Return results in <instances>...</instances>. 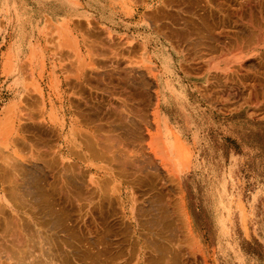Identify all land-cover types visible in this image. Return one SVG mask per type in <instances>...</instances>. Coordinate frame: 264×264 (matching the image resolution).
Segmentation results:
<instances>
[{"label":"crops","instance_id":"0c3cea01","mask_svg":"<svg viewBox=\"0 0 264 264\" xmlns=\"http://www.w3.org/2000/svg\"><path fill=\"white\" fill-rule=\"evenodd\" d=\"M23 1L31 4L27 8L37 9L42 18L26 25L24 30L28 35L21 41L17 38V20L14 25L9 23V17L18 16L19 12L9 6L8 0H0V127L7 111L20 110V102L30 95L31 87L40 90L37 95L40 102L32 103V107L29 105L30 111L61 113L87 110L84 100L88 106V71L86 69L76 79L71 73H75L79 64H88L85 50L88 42L95 38L102 40L103 44L95 40L99 43H96L99 67L104 64V60L101 62L105 41L102 35L110 32L124 41H132L134 53L138 45L142 59L156 67V104L153 111L158 112L161 157L157 168L152 167L151 157L146 160L144 168H136V161L131 165L133 162L129 159V166L119 169L128 174L137 170L176 171L194 232L193 239L198 248L202 246L209 251L213 264H264V103L249 105L250 11L246 5H239L245 0ZM19 2L17 0V6L21 5L23 15V5ZM189 17L196 21L192 28L184 23ZM12 26L13 37L10 36ZM44 31L49 35V55L47 60L39 61L37 54L43 49L40 33ZM203 33H207V42H202ZM190 37L194 45L198 43L192 52L186 44ZM68 40L77 41L79 51L66 49ZM158 49L161 56L166 57V64L155 55ZM202 53L208 58L202 60ZM260 54L254 56L257 68L264 65V54ZM41 64L48 67L42 69ZM63 64L71 65L67 74L72 78L68 82L66 70H62ZM6 65H12L10 71ZM169 66L171 71L164 77L165 82L159 83L160 76L168 71ZM41 69L44 71L42 75ZM102 74L100 72L105 83ZM99 76L97 90H104L105 84ZM168 78L181 81L182 84L178 83L176 87L177 91H183L181 103L169 105L165 102ZM129 92L133 99L129 97V106H133V112H136V87L130 88ZM84 95L88 97L84 98ZM126 95L125 92L121 94L125 100ZM190 101L194 103L195 115L187 108ZM128 110L131 111L130 108ZM63 121L64 125L57 123L56 119L53 121V118L35 120L34 139L46 143L42 140L46 138V144H54L56 148L55 136L42 137L41 130H35L39 126L50 130L65 127L67 119ZM58 143H64L63 137ZM128 145L129 151H136L135 139L132 141L129 137ZM65 155L67 158L70 156L67 152ZM81 163L83 165L84 162ZM55 165L15 169L1 167L0 201L16 202L20 218L21 215L25 218L24 209L29 204L33 205L36 207L34 213L40 217L41 230L49 239L52 236L62 240L66 237L64 228L67 229L72 221V216L69 217L73 205L72 171L97 170L82 165L75 167L76 170L71 164ZM221 191L225 207L218 205V192ZM234 208H241L240 221L232 213ZM52 251L57 254L54 248Z\"/></svg>","mask_w":264,"mask_h":264},{"label":"rangeland","instance_id":"374dc122","mask_svg":"<svg viewBox=\"0 0 264 264\" xmlns=\"http://www.w3.org/2000/svg\"><path fill=\"white\" fill-rule=\"evenodd\" d=\"M246 1L242 2V3H244V6L246 3V7H249V11H250L249 12V20H248V26H249V31H250V39H249L250 63H249V78H248L249 97H248V99H249V105L252 107V105H258V104L262 105L264 103V65H263V67L260 66L257 68L256 65L254 64V58H256L254 56H256L258 53L259 54L261 53L260 55L264 54V0H260V1L259 0H249L248 4L249 3H251V4H249L248 6H247ZM239 5L242 6L241 3ZM38 12L39 11L37 9H35L34 11H31V12H27V13H25V15L23 14L21 16V19H20V17L17 18L16 16H13V17L10 16L9 17L10 25H14L16 22L15 19L17 20V24H18L17 25V27H18L17 38L19 40L22 41L28 35L27 31L24 30V29H26V25L28 23L34 24L36 21H38L39 19L42 18V17H40L41 15L37 14ZM187 20L194 21V19L189 17V18H186L184 20V23L186 24V26H188V28H192L193 26H189L188 23H186ZM195 22L196 21H194V24H195ZM20 25H21V27H20ZM11 29L13 30L14 27L12 26ZM14 34H15V32L13 30L10 33V36L13 37ZM191 34L192 33H189V35H191ZM40 35H41L40 36V40H41L40 43L42 44L43 49L40 51V53L37 54L38 56H40V57H37L39 59V61L43 60V59L47 60L48 55H49V53H48V47H49L48 31H44V32L40 33ZM105 38L107 40L104 41V45H106V46H104V58L101 57V62L104 60L105 66L103 64H101V66L103 65L104 68H106V69H103L100 66L98 67V64H97L98 56H97V51H96V43L89 41L92 45L89 44V42H88V47H87V49H85L86 53L88 55L87 56L88 64H83V65L79 64L78 69H75V73H71V74L75 78L77 76L80 77L82 72H84L87 69V71L89 73L88 74L89 80H93L94 76H95V83H97V78H96L97 73L100 71L102 74V72L107 71L105 73L109 72L110 77H109V79L105 78V82H106L105 84L106 85L113 82L114 79L115 80L116 79H118V80L122 79V82H123L126 75H128V77H129V89L130 88L133 89L134 87H136V89H137V102H136V104H137V110L138 111H136V112L130 111L132 113V115H131V113H129V111H128V108H129L128 102L129 101L125 100L122 96L117 95L118 91H122V90L124 91L125 90V88L122 89L124 87V85L122 86V88H117V89L114 88L116 90L112 89L111 84H109L110 87H109V85H107V86L104 85V88L107 92H105V90H104V96H103L102 95L103 90L101 89L102 90L101 91L102 96L99 95L100 96L99 97L97 95V92H98L97 86H96V90L94 88L95 86H93V85H95L94 81L89 83L88 90L90 91V94L93 95L94 101L97 100V99H95V97L96 98L99 97V99L101 101L100 103H103L102 102V100H103L104 104L102 106H104V108L106 109L105 110L106 112H108L107 109H110L113 106L121 108L123 112L120 109L118 111L120 113L117 115L115 114V116H118V115L120 117L122 116V119H123V117L125 115V119H123V120H126L124 122L122 119L118 118L119 116L117 117V119L122 121V124H123L122 125L121 121L119 122V120L115 119V121L117 120L115 122L116 124H115V126L112 127L114 130H116L115 134L117 137L115 139L113 138L111 141L107 140L108 142H105V144H104V141L101 140L102 138L100 139V141L103 142L101 144H100L99 139H98L99 143H97V147H96L97 149L95 150V153L98 150L97 153L100 156L97 153H96V155H98L99 158L97 156H96V158L95 157L92 158V157H90L91 155L88 156V154H86L85 151L82 152V148H81V144H80L81 141L79 139L80 134L81 133L86 134V131L90 132L91 130H93V128L92 127H90V129L82 128L79 125L80 120L78 118L80 117L81 112H79V111H67V112H61V113L60 112H57V113L46 112L45 113L44 111H30V110H28V108L32 107L31 106L32 103L40 102V101H38V96H37L38 92L40 90L33 89L32 87L29 90L30 95H26L25 98L20 102V105H19L20 110H18V111H7L3 117L4 124L2 127H0V168L4 167V168H8V169H15V168H21L23 166L52 167V166H54V163L61 166V167L68 166L71 164L72 167L75 168V167H79L82 165L81 161L78 158H75V156H76L75 152L76 151H78V153H80V155H78V153H77L78 157L81 155H82V157H86V158H87V156L90 157V158H88L89 165L84 162L82 166L89 167V168L97 170V171H72L73 172V180L75 181V183L72 184V202H73L72 219L74 218L72 220V225H73L74 230L77 232V237L79 236V238H81V239L78 238L79 240L77 242L75 240V244L77 246L76 247L77 250H75V251L77 254H80L82 251H85L84 248L86 247V245H84V244L86 243V240H89V242L91 243V240L95 239L96 235H97V237L102 236V234L100 235L99 233L104 232L103 227L107 223L109 225H112V223H110V222H111V220L113 221V219L115 217L114 216L113 219H111L112 216L109 214H112V213H110V211L112 209L106 208L105 211L107 209H109V210H107L109 217L106 216L107 212H105L106 213L105 216H106V218H108L107 220L105 218L107 223L105 222V224H102L103 226L102 225L98 226L99 223L97 221H98V219L100 220V217L95 212L96 210H94L95 213H93V214H92V212H91V214L90 213L87 214L88 211L86 212L87 208H85V206H86L85 204L89 203L90 201H92V203H94L98 200V199H96L97 196L94 197L95 200L94 199L90 200L91 197H90V194H88L89 192H87V190L89 189V191H90L91 186H92V188L94 189L93 193H95V195H97L98 193H102V191H103L102 188H104V187L106 188V186H104L105 183L103 182L104 181L103 179L108 178L109 176L108 175L105 176L102 173V171H106L105 168L109 169V171H112V170L116 171V169H119L121 167L126 168L127 166H129V164H128L129 159H130L131 163L133 162L132 163L133 165H134V162L136 161V164L134 166H136L138 168L144 167L145 161L148 160V158L150 159L151 157H153L152 161L154 162V163L152 162V167L155 168V166H157V163L160 161V157H161L162 140H161L160 129L158 128V123H159L158 112L155 110L153 111V108H155V104H156V97H155L156 67L152 66L148 61H144L142 59L141 50H140L138 45H137V49H136V54L133 53L135 48H133V45H132L133 42L132 41L131 42H129L128 40L124 41L123 39L116 36L115 33H110V32L105 33ZM203 41H206V42L208 41L207 33H203L202 42ZM186 42H188L186 44H189L188 50L191 52L193 51L194 47L198 46V43H196L194 45V40L192 37H190L189 40ZM93 45H95V46L93 47ZM203 45H204V43H202V46ZM107 47H108V49H107ZM77 48H78V42L77 41L68 40L66 49H68L71 52H74V50L79 51ZM110 49H111V51H110ZM88 50H90L92 55L90 52H87ZM105 50H107V51H105ZM106 52H108V53H106ZM157 52H159L158 55H160V57L165 61V62H163V64H166V60H167L166 57L161 56L159 49L155 50V55H157ZM108 54H109V56H108ZM54 57H55V55L53 54V58ZM111 57H113V58H111ZM201 58L203 60V59L208 58V57L205 53H202ZM69 66H71V65H69V64L68 65H66V64L62 65V70H64V71L66 70L65 76L67 77L66 78L67 82L72 78V76L67 74V70L69 71V69H68ZM6 67H8V70L10 71L12 65H6ZM41 67H42V69H45L48 67V65L47 64L46 65L41 64ZM42 69H41V75L44 72ZM95 70L97 71V73ZM92 71H95V73L94 72L92 73ZM169 71H171V66H169L167 72H164L163 76H160V78L158 80L159 83L165 82L166 79H164V77H166V75H167V73H169ZM111 73H112V75H111ZM90 74H92L93 77L91 76V78H90ZM108 74H106V76H108ZM112 76H113V78H112ZM134 77H136L135 81H134ZM110 78H112L113 80L111 79V81H110ZM107 81H108V83H107ZM167 83H168V87L165 90V102L169 105H176L177 103H181L183 100V98H182L183 91H180V90L177 91V89H176L178 83H179V85L182 84L181 81L178 79H175V78H173V79L168 78ZM91 84H93V85L91 86ZM90 87H93L94 89L93 88L91 89ZM108 88H110L109 90L112 89V91H109ZM90 94H89L88 102L92 98ZM72 97L74 99L76 98L74 96H72ZM107 98H108V100H107ZM170 98H172L173 103L169 102ZM92 100H93V98L91 99V101ZM91 101L88 103L89 106H91L90 105L91 103L92 104L94 103V101H92V102ZM97 101H95V102H97ZM125 101H127V102H125ZM95 104H97V103H95ZM118 104L121 107L117 106ZM29 105H30V107H29ZM122 105L123 106L126 105L125 106L126 108L123 107ZM44 118H46L48 120H49V118H51V119L53 118V121L56 119V122L59 124H62V125H64V121H63L64 118L67 119L68 124L65 127L64 126L58 127L57 129H51V130L48 127H41V129H42L41 133L44 132V135L41 134L42 137L43 136L48 137L49 135H53V136L56 135V138H57L56 148H55L54 144H51V145L46 144V143H48L46 138H42V140L46 141V143L43 142L41 144H38V140L36 141V139H34V135H35L34 128L31 125L34 124V122H33L34 120H38V119L43 120ZM69 119H71L72 121ZM117 122H119V124H117ZM129 127H131V128H129ZM35 132H38V131L35 130ZM59 132H60V134H59ZM91 133H92V131H91ZM91 133L89 134L90 136H91ZM76 135H78V136H76ZM60 136H62L64 138L63 142H66L65 144L64 143H58L59 140L61 141ZM100 136L101 135H99V137ZM16 137H18V138H16ZM129 137L132 138V141H133V139H135L136 151H134L133 149L131 151H129V145L127 142ZM149 138L151 140H149ZM91 140H92V138H91ZM147 140H149V143H147ZM51 147H54V148H51ZM69 147L70 148L73 147L75 149L74 150L75 156H71V152H73V150H71V152H69L70 151ZM107 148L110 150H108ZM100 149L102 150V152L100 151ZM106 149L110 153L106 152L107 151ZM65 152H67L70 155L68 158L66 156H64ZM142 152H143V154H142ZM61 154H62V160L60 158ZM103 155L105 156L104 159L102 158ZM100 158H102V159H100ZM55 159H56V161H55ZM114 159H116V160H114ZM57 160H59L61 162H58ZM107 160L108 161L114 160V162H116V163L111 162V165H112L111 166L106 162ZM85 161H86V159H85ZM60 163H62V165ZM74 163H75V165H73ZM124 165H126V166H124ZM147 166H149V165H147ZM115 167H116V169H114ZM131 172H133L131 174H136V172H134V171H131ZM175 172L176 171H174V172L173 171H150V172L149 171H145V172L143 171V173L146 175L148 173L149 177L153 176L154 174H155L154 175L155 177L158 175L159 179H160V177L166 178L165 177L166 175H172L173 173H174V176L177 177V174ZM137 173H138L137 178L139 177L138 176L139 174H143L142 171H139V172L137 171ZM165 173H166V175H165ZM83 175H85V176H83ZM114 176H116V175H114ZM154 176L150 177V178L155 179ZM83 177H85L84 179H85V182L87 184L82 179ZM144 177H145V175L144 176L142 175L139 178H144ZM101 178H103L102 179L103 181L101 180ZM159 179L157 178L154 181L162 183V181H158ZM100 183H104V184L100 185ZM163 183H164V181H163ZM109 184H107V185H109V186H107L109 188H106V191H107L108 195L110 196V197L108 196V198L109 199L111 198L109 201L117 200V204H115V205H117V207L119 209H121V205H123V206L125 205V207H124L125 212H126L125 216L122 213L120 214V216H122L121 219H123V217L125 218L122 222L123 224L120 223V225H122L120 227V229L123 228V226L125 228L129 224L128 223V221H129L128 216L131 215L130 214L131 213L130 207H131V204L133 201L132 198L130 199L131 191H129V189H128L129 187H128L125 179L123 180L121 178L120 179L115 178L114 181H112ZM122 186H123V197H120L121 199H118L119 198V196H118L119 195V193H118L119 189L118 188L121 189ZM92 190H91V192H92ZM82 195H83V197H82ZM128 196H129V202L131 204L126 202L128 199ZM217 200H218V205H220V204H221V206L225 205L224 195H223L222 191L218 192ZM107 203L108 202L106 201V204ZM144 203H143L144 206H147V207L149 206V205H147L149 203H147V202H146L147 204L146 203L144 204ZM13 204H15V205H13ZM127 204H129L130 207H128ZM110 205H112V204H110ZM139 205H142V203H139V202L135 203V206H139ZM107 206H108V204H107ZM112 208H113V206H112ZM119 209L117 210L118 212H119ZM145 209L147 210L146 207H145ZM148 209H150V208H148ZM240 209L241 208H238V209L234 208L233 210L231 209L233 215L237 217L238 221H240V218H239L240 217L239 216L240 215ZM24 210L26 212L25 218H23L22 215L20 218V216H18L16 202H13V203L10 202L9 203L6 200L0 201V264H68L69 263L68 253L70 251H69L68 246H66V243H64V242L68 243L69 237H67V232L64 230V232H66L65 233L66 237L62 238V240L61 239H59V240L53 239L52 236H51V239H49L46 232H44V230H41L39 216L34 213L36 210V207L34 208L33 205L29 204L28 208L24 209ZM223 210L224 209H222V211ZM49 214L53 215L51 213H49ZM95 215H97L96 216L97 218H94ZM118 217L119 216H116L117 220H119ZM86 218L88 220L91 219V220H89V223L86 222L87 221ZM222 218L224 219V216ZM136 219H137V217H136ZM79 220H81V221H79ZM105 220H103V221H105ZM35 221L37 223H35ZM91 221L93 222L94 225L90 224V223H92ZM124 221L125 222L127 221L128 224L125 223L126 225H124ZM131 224L136 225L134 223H131ZM219 225H222V224L219 223ZM86 227H88L89 229L92 227L91 228L92 231H90V235L86 234V232H87ZM124 228L121 229L120 231L124 230ZM95 229H97L96 231L99 232L98 234L96 233ZM98 229L101 230V232ZM129 229L132 232L133 237L135 239L137 234H135L134 232L136 231V233H137L139 231V227L133 228L131 225V227ZM121 233H123V232H121ZM91 234H93V235H91ZM110 236L111 235L107 234L105 240H107V238H108L107 241L110 240L112 242L114 240V238L112 236L110 238ZM85 237H86V240L84 239ZM88 237H89V239H88ZM119 238H121V237H119ZM65 240H67V241H65ZM192 240H194V239H192ZM95 241H96V239L93 240V243H92V244H94L93 246H95V247H96V245H98V246L96 248H93V246H92L93 251H98L99 249H100V251L105 250L104 246H103V248L101 246H102V244L103 245L106 244L107 241L106 242L103 241V243L101 241L102 244L101 243L97 244ZM110 241L108 243H111ZM193 242H195V244H193V245H194V248L196 251V259L198 258L196 260L197 264H200V263L201 264H213V260H212L213 256L209 254V251L206 248H202V246H201V248H198L197 242L195 240ZM221 242H224V240H222ZM51 248L52 249L54 248V250H56V253H57L56 255L53 254V251ZM105 248H106V245H105ZM75 251H74V253H75ZM198 254H201V255H198ZM75 257L76 256H74L72 258L73 263L74 264H80V262H78V260H76L77 257L76 258ZM103 257H104V255L100 256L101 263L108 264L105 261V259L103 260Z\"/></svg>","mask_w":264,"mask_h":264},{"label":"bare ground","instance_id":"6f19581e","mask_svg":"<svg viewBox=\"0 0 264 264\" xmlns=\"http://www.w3.org/2000/svg\"><path fill=\"white\" fill-rule=\"evenodd\" d=\"M20 2V4H22L23 5V13H24V15H25V13H27V12H31V11H34V10H32V8L31 9H29V8H27V5L29 6L30 5V7H31V4L30 3H28L27 1H23V0H19ZM139 2H141V0H138ZM137 0L135 1V2H138ZM198 1V0H197ZM246 1V0H245ZM248 1L249 0H247L246 2H247V6L249 5V4H251V3H249L248 4ZM260 1V0H259ZM8 2L10 3V7H13L14 8V10L15 11H17V13H18V16H16L17 18H19L20 17V19H21V16H22V11H21V9H20V7H21V5H18L17 6V0H8ZM134 2V4H136ZM143 2V1H142ZM145 2V1H144ZM138 4V3H137ZM257 4V3H256ZM245 5H246V3H245ZM262 5V4H261ZM208 6V5H207ZM242 6H244V3L242 4ZM17 7H18V9H17ZM245 7V6H244ZM6 8V7H5ZM243 8V7H242ZM204 10H206V9H204ZM245 10H246V8H245ZM140 11H142V9H139V12ZM210 11V10H209ZM247 11H248V9H247ZM154 12V11H153ZM160 12V11H159ZM150 13V12H149ZM142 16H144V13H143V15ZM146 16H147V14H146ZM148 16H150L149 14H148ZM153 18V17H152ZM204 18V17H203ZM206 18V17H205ZM144 20V19H143ZM203 20V19H202ZM252 22V21H251ZM143 23H145V22H143ZM186 23H188V25L189 26H194V21H192V20H187L186 21ZM147 26V25H146ZM208 26V25H207ZM20 27H21V25H20ZM84 28V27H83ZM43 29V28H42ZM96 30H97V28H96ZM99 31V30H98ZM95 33V32H94ZM103 34V33H102ZM41 36V35H40ZM84 36V35H83ZM85 37V36H84ZM99 37V36H98ZM102 37L104 38L105 36H103L102 35ZM82 38V37H81ZM88 39V38H87ZM92 39V38H91ZM98 38H95V40H97ZM90 39H88V41H89ZM95 40L94 41H92V42H94L95 43ZM107 39L105 38V41H106ZM112 40V39H111ZM114 40V39H113ZM100 41H101V43H102V40L101 39H98V42L100 43ZM86 42H87V40H86ZM97 41H96V43H98ZM83 43H84V41H83ZM98 43V44H99ZM124 43V42H123ZM85 44V43H84ZM89 44H91L90 42H89ZM103 44V43H102ZM92 45V44H91ZM101 45V44H100ZM113 45V44H112ZM118 45V44H117ZM116 45V46H117ZM95 45H93V47H94ZM104 46H106V45H104ZM119 46V45H118ZM117 46V47H118ZM86 47V46H85ZM113 47V46H112ZM101 48V47H100ZM111 48V47H110ZM115 48V47H114ZM113 48V49H114ZM119 48V47H118ZM106 49V48H105ZM107 49H108V47H107ZM115 50V49H114ZM118 50V49H117ZM116 50V51H117ZM128 50V49H127ZM75 51V50H74ZM101 51V50H100ZM105 51H107V50H105ZM110 51H111V49H110ZM109 51V52H110ZM115 51V52H116ZM87 52H90V50H88ZM120 52V51H119ZM91 53V52H90ZM89 53V54H90ZM100 53V52H99ZM101 53H102V51H101ZM100 53V54H101ZM106 53H108V52H106ZM118 53V52H117ZM126 53V52H125ZM124 53V54H125ZM133 53H134V51H133ZM110 54V53H109ZM109 54H108V56H109ZM159 54V52H157V55ZM91 55H92V53H91ZM88 56V55H87ZM104 56V55H103ZM118 56V55H117ZM158 56H160V55H158ZM111 58H113V57H111ZM70 59V58H69ZM83 59V58H82ZM109 59V58H108ZM77 60V59H76ZM93 60V59H92ZM114 61V60H113ZM112 61V62H113ZM109 62V61H108ZM115 63V62H114ZM71 64V63H70ZM72 65V64H71ZM104 66H105V64H103ZM102 65V66H103ZM112 65V64H111ZM115 65V64H114ZM102 66H100L101 68H104V66L102 67ZM165 66V65H164ZM113 67V66H112ZM115 68V67H114ZM69 69V68H68ZM73 69V68H72ZM104 69H106V68H104ZM116 69V68H115ZM112 70V69H111ZM70 71V70H69ZM96 71V70H95ZM95 71H92V73L94 72L95 73ZM99 71V70H98ZM72 72V71H71ZM86 72V71H85ZM105 72H107V71H105ZM96 73H97V71H96ZM99 73V74H98ZM97 74L98 75H96V78H98V76L100 75V71L98 72ZM103 73V72H102ZM109 73V72H108ZM108 73H103L104 74V76L105 77H103L104 78V81H105V78H108L109 79V75H110V73L108 74ZM89 74V73H88ZM87 74V75H88ZM102 74V75H103ZM106 74H108V76H106ZM111 75H112V73H111ZM91 76H92V74H90V78H91ZM115 76V75H114ZM93 77V76H92ZM100 78L99 79H101L102 80V78H101V75L99 76ZM65 78V77H64ZM67 78V77H66ZM69 78V77H68ZM77 78V77H76ZM75 78V79H76ZM112 78H113V76H112ZM112 78H110V81H111V79ZM115 78V77H114ZM77 80H79V79H77ZM76 80V81H77ZM113 80V79H112ZM94 81V83H95V76H94V79L93 80H88V82L90 83V82H93ZM109 81V82H110ZM114 82V83H113ZM113 82H111V83H109V84H111L112 86V89L113 90H116L117 88H122V86L124 85V87L122 88V89H124L125 88V90L123 91L122 90V93H126L127 95H126V97H127V99L126 100H128L129 99V97H130V95H129V77H128V75H126V77H125V79L123 80V82H122V79L120 80H118V79H114L113 80ZM87 83V82H86ZM93 83V84H94ZM97 83H98V81H97ZM97 83H95V85H93V84H91V86L93 85V86H95L94 88H95V90H96V86L98 87V85H96ZM102 83H103V80H102ZM106 83V82H105ZM105 83H103V85L105 84ZM107 83H108V81H107ZM99 84V86H100V82L98 83ZM109 84H107V85H109ZM68 85V84H67ZM106 85V84H105ZM106 85V86H107ZM86 86H87V84H86ZM101 86H102V84H101ZM109 87H110V85H109ZM91 89L93 88V87H90ZM89 88V89H90ZM93 88V89H94ZM100 88V87H99ZM114 88H116V89H114ZM110 88H108V90H109ZM112 89L111 90H109V91H112ZM88 90V89H87ZM99 90V89H98ZM104 90H105V88H104ZM103 90V91H104ZM120 90V89H119ZM80 91V90H79ZM83 91H85V90H83ZM89 91V90H88ZM94 91V90H93ZM100 92L102 91L101 89L99 90ZM98 91V92H99ZM108 91V92H109ZM86 92V91H85ZM97 92V93H98ZM98 93L99 95H101L102 94V92L101 93ZM105 92H107L106 90H105ZM71 93V92H70ZM82 92H80V94H81ZM88 93V92H87ZM110 93V92H109ZM121 93V92H120ZM119 93V94H120ZM121 93V94H122ZM89 94H90V91H89ZM97 94V95H98ZM121 94H120V96H121ZM71 95H73V94H71ZM75 95V94H74ZM91 95V94H90ZM103 96H104V94H102ZM101 95V96H102ZM109 95V94H108ZM112 95V94H111ZM114 95V94H113ZM118 95V94H117ZM125 95V94H124ZM123 95V96H124ZM76 96V95H75ZM79 96V95H78ZM81 96V95H80ZM85 96V95H84ZM95 96V95H94ZM82 97H83V94H82ZM86 97H88V96H85L84 98H86ZM91 97L93 98V100L92 101H94V97H93V95H91ZM100 97V96H99ZM107 97V96H106ZM109 97V96H108ZM83 98V99H84ZM91 98V99H92ZM102 98V97H101ZM104 98V97H103ZM131 99H132V96L130 97ZM88 99H89V97H88ZM91 99H90V101H91ZM95 99H97L98 100V97L96 98L95 97ZM125 99V98H124ZM73 100V99H72ZM97 100H95V101H97ZM107 100H108V98H107ZM112 100V99H111ZM85 101V109H86V107L88 108L87 110H85V111H83V112H81V114H80V117L78 118L79 120V122H80V126H81V124L83 125V128H87V129H90V127H92L93 128V130H91L92 131V133H91V131L89 132V131H86V134H84V133H79L80 134V144H81V148H82V152L83 151H85V153L86 154H88V156H90V157H95L96 158V156L98 157V150H97V154L98 155H96V153H95V150L97 149L96 147H97V143H99L100 142V144L101 143H103V142H101L100 141V139L101 140H103L104 141V144H105V142H108V141H111L113 138L115 139L117 136H116V134H115V131L116 130H114L112 127L113 126H115V122L117 121V120H119V119H122V116L120 117L119 115V117L118 116H115V114L117 115V114H119L120 112H118L119 111V109H121V108H119V107H115V106H113L112 108H110V109H107L108 110V112H106L105 110V108H104V106H102L103 104H104V101L102 100V102L103 103H99L98 101L97 102H95L94 101V103L92 104H90L91 106H89V102L87 103L88 104V106H86V100H84ZM91 101V102H92ZM99 101H100V99H99ZM113 101V100H112ZM128 101H130V99L128 100ZM132 101H133V99H132ZM132 101H131V103H132ZM80 102V101H79ZM101 102V101H100ZM111 102V101H110ZM115 102V101H114ZM125 102H127V101H125ZM169 102L170 103H173V101H172V98H170L169 99ZM83 103V102H82ZM95 103H97V104H95ZM130 102H128V104H129ZM73 104V103H72ZM194 103L193 102H188L187 103V108H190L191 110V114H193V115H195V107H194V105H193ZM71 105V104H70ZM72 106V105H71ZM74 106V105H73ZM117 106H120L119 104L117 105ZM123 106V105H122ZM126 105H124L123 107H125ZM129 106V105H128ZM131 106V105H130ZM129 106V108L131 109V112L132 111H135V110H133L134 108H133V106L132 107H130ZM121 107V106H120ZM73 108V107H72ZM126 108V107H125ZM77 111H78V109H76ZM83 110H84V108H83ZM22 111V110H21ZM121 111H122V109H121ZM129 111V110H128ZM136 111H138V110H136ZM80 112V111H79ZM78 112V113H79ZM116 112V113H115ZM123 112V111H122ZM130 111H129V113H131ZM174 114H176V113H174ZM71 115V114H70ZM131 115H132V113H131ZM136 115V114H135ZM117 117L119 118V119H117ZM69 118V117H68ZM138 118V117H137ZM74 119V118H73ZM115 119H117L116 121H115ZM123 119H125V115H124V117H123ZM122 119V120H123ZM69 120H71V119H69ZM129 120V119H128ZM35 121V120H34ZM33 121V122H34ZM72 121V120H71ZM121 120H119V122H120ZM124 122L126 121V120H123ZM131 121V120H130ZM144 121V120H143ZM74 122V121H73ZM119 122H117V124H119ZM42 123V122H41ZM134 123V122H133ZM19 124V123H18ZM72 124V123H71ZM74 124V123H73ZM78 124V123H77ZM114 124V125H113ZM121 124H122V121H121ZM120 124V125H121ZM125 124V123H124ZM35 125V124H34ZM44 125V124H43ZM123 125V124H122ZM121 125V126H122ZM128 125V124H127ZM31 126H33V125H31ZM56 126H58V125H56ZM28 127V126H27ZM71 127V126H70ZM127 127V126H126ZM133 127V126H132ZM77 128V127H76ZM120 128V127H119ZM129 128H131V127H129ZM31 129V128H30ZM82 129V128H81ZM141 129V128H140ZM139 129V130H140ZM40 130H42L41 129V126H39V129H36V131H40ZM44 130V129H43ZM79 130V129H78ZM62 131V130H61ZM75 131V130H74ZM41 132V131H40ZM39 132V133H40ZM43 132V131H42ZM80 132V131H79ZM25 133V132H24ZM91 133V136L89 135ZM138 133V132H137ZM42 135H44V132L43 133H41ZM40 134V135H41ZM59 134H60V132H59ZM175 134V133H174ZM16 135V134H15ZM37 135V134H36ZM99 135H101L100 137H99ZM137 135V134H136ZM76 136H78V135H76ZM103 136V137H102ZM141 136V135H140ZM55 137H56V135H55ZM61 137V136H60ZM145 137V136H144ZM16 138H18V137H16ZM25 138V137H24ZM62 138V137H61ZM91 138H92V140H91ZM139 138V137H138ZM64 139V138H63ZM98 139H99V142H98ZM16 140V139H15ZM108 140V141H107ZM145 140V139H144ZM18 141V140H17ZM37 141V140H36ZM133 141H134V139H133ZM50 142V141H49ZM128 142V141H127ZM40 142L38 141V144H39ZM66 142H64V144H65ZM41 144V143H40ZM143 145V144H142ZM75 146V145H74ZM102 146V145H101ZM100 147V146H99ZM51 148H54V147H51ZM70 148V147H69ZM61 149V148H60ZM64 149V148H63ZM103 149V148H102ZM108 149V148H107ZM106 149V150H107ZM71 150H73V152H71ZM74 148L72 147V148H70V151L69 152H71V156H75V153H76V156H75V158H78L80 161H83V162H86V161H88L87 159L88 158H90V157H88L87 156V158L86 157H82V155L81 156H77V153H78V151H76L75 153H74ZM108 150H110V149H108ZM106 151V152H109V151ZM47 151V150H46ZM100 151L102 152V150L100 149ZM99 151V152H100ZM112 151V150H111ZM100 152V153H101ZM105 152V153H106ZM59 153V152H58ZM104 153V152H103ZM102 153V154H103ZM110 153V152H109ZM60 154V153H59ZM142 154H143V152H142ZM67 155V154H66ZM65 155V156H66ZM78 155H80V153H78ZM100 156V155H99ZM104 155H103V159H104ZM60 158H61V160H62V154L60 155ZM73 158V157H72ZM86 159V161H85V159ZM99 158V157H98ZM102 158H100V159H102ZM149 159V158H148ZM60 160V159H59ZM59 160H57L58 162H61V161H59ZM106 160V159H105ZM114 160H116V159H114ZM114 160H112V161H106L109 165H111V162H114ZM55 161H56V159H55ZM152 161V160H151ZM150 161V162H151ZM146 162V161H145ZM153 162V161H152ZM114 163H116V162H114ZM154 163V162H153ZM127 164V163H126ZM129 164V163H128ZM131 164V163H130ZM149 164V163H148ZM66 165V164H65ZM73 165H75V163L73 164ZM88 165H89V163H88ZM123 165V164H122ZM121 165V166H122ZM131 165H133V164H131ZM54 166H55V164H54ZM112 166V165H111ZM124 166H126V165H124ZM56 167V166H55ZM103 167V166H102ZM146 167V166H145ZM150 167V166H149ZM156 167V166H155ZM3 168V167H2ZM2 168H1V171H2ZM61 168V167H60ZM105 168V167H104ZM122 168V167H121ZM136 168H138V167H136ZM142 168V167H141ZM144 168V167H143ZM157 168V167H156ZM57 169H59V168H57ZM62 169V168H61ZM75 170H76V168H74ZM73 169V170H74ZM106 169V171H102V173L106 176V175H108L109 177L108 178H105V179H103V178H101V180L105 183H100V185L101 184H104V186H106V188H109V187H107V186H109L110 184L109 183H111L112 181H114V179L116 178V179H125L126 180V183H127V185H128V189H129V191H131V195H130V199L132 198L133 199V201H132V204L129 202V196H128V199H127V203H130L131 204V207L129 206V204H127V206L128 207H130V209H131V215L130 216H128L129 218H128V223H127V221L125 222L124 221V225H126L125 223H127L128 225H127V227H125L124 228V226H123V228H124V230H122V231H120L121 229H123V228H121L120 229V227L122 226V225H120V223H122L123 222V220L125 219L124 217H123V219H121V217L122 216H120V214L122 213L124 216H125V214H126V212H125V205L123 206V205H121V209H119L118 207H117V205H115V204H117V200H114V201H109L110 199L108 198V193H107V191H106V188L104 187V188H102L103 189V191H102V193H96L97 195H95V193H93V191H94V189L92 188V186H91V190H92V192H91V190L89 191V189L87 190V192H89L88 194H90V200L92 199H94L95 200V196H97V198L96 199H98L96 202H94V203H92V201H90L89 203H87V204H85L86 206H85V208H87V210H86V212H87V214H91V212H92V214L93 213H97L98 214V216L100 217V220L98 219V226H100V225H102V224H105V222L107 223V219L108 218H106V216L107 217H109L108 216V212H107V210H109V209H112L111 211H110V213H112V214H109V215H111L112 216V218L111 219H113V217H114V219H113V221L111 220V222L110 223H112V225H109L108 223L103 227V231L104 232H102V233H99V232H97L96 230L97 229H95V231H96V233L98 234H102V236H98L97 237V235H96V237H95V239H96V243L98 244V243H101V241H102V243H103V241L106 239V236H107V234L108 235H111L113 238H114V240L111 242L110 240V242L112 243H108L109 241H107L108 240V238H107V240H105L104 242H106L107 241V243L106 244H102V248H103V246H104V249L105 250H103V251H100V249L98 250V251H93V248H96L98 245H96V247L95 246H93L94 244H92L93 243V240H95V239H92L91 240V243L89 242V240H86V237L84 238L85 240H86V243L84 244V245H86V247L84 248L85 249V251H82L80 254H77L76 253V251L75 250H77V246H76V244H75V240H76V242L79 240V239H81V238H79V236L77 237V232L74 230V228H73V225H72V221H71V225H69V227L66 229V228H64L65 229V231L67 232V237H69V239H68V243L67 242H64V243H66V246H68V248H69V253H68V259H69V263L68 264H74L73 263V260H72V258L74 257V256H76L77 257V259L76 260H78V262H80V264H105V263H101V261H100V256H102V255H104V257H103V260L105 259V261L108 263V264H197V259H196V251H195V248H194V245L193 244H195V242H193L194 240H192L193 238H194V232H193V230H192V227L190 226V224H191V222H190V220L188 219V213H187V211H186V204H185V198H184V194L180 191L181 189H180V185H179V183H178V177H176V176H174V173L172 174V175H166V173H165V177L166 178H161L160 177V179H159V176L157 177H155L154 175V177H155V179H159L158 181H162V183L161 182H155L154 180L155 179H153V178H150V177H153V176H150L149 177V175H148V173H147V175L146 174H144L143 173V171H142V173L143 174H139L138 176L139 177H141L142 175L144 176L145 175V177L144 178H137V171H136V174H128V172H126V171H122L123 169H119V170H112V171H109V169H107V168H105ZM114 169H116V167L114 168ZM135 168H133V170H134ZM139 169V168H138ZM151 169V168H150ZM130 170H132V169H130ZM78 171V170H77ZM148 171V170H147ZM66 172H68V171H66ZM139 172V171H138ZM145 172V171H144ZM150 172V171H149ZM64 173V172H63ZM75 173V172H74ZM161 173V172H160ZM176 173V172H175ZM68 174V173H67ZM85 174V173H84ZM87 174V173H86ZM153 174V173H152ZM168 174V173H167ZM114 175H116V176H114ZM83 176H85V175H83ZM65 177V176H64ZM85 177H83L82 179L84 180V182H85V179H84ZM99 180V179H98ZM72 184L73 183H75V181L73 180V178H72ZM70 181V182H71ZM101 181V182H102ZM109 181V182H108ZM163 181H164V183H163ZM99 182V181H98ZM125 182V181H124ZM68 183V182H67ZM86 183V182H85ZM87 184V183H86ZM107 184H109V185H107ZM125 184V183H124ZM126 185V184H125ZM88 186V185H87ZM90 186V185H89ZM86 187V186H85ZM87 188V187H86ZM100 188V189H101ZM119 190H118V193H119V198L118 199H121L120 197H123V186L121 187V189L120 188H118ZM127 189V188H126ZM207 189H209L208 187H207ZM128 192V191H127ZM208 192V191H207ZM40 193H41V191H40ZM39 193V194H40ZM128 194V193H127ZM92 195V196H91ZM208 195V194H207ZM78 196V195H77ZM117 196V197H118ZM42 197H43V194H42ZM81 197V196H80ZM82 197H83V195H82ZM86 197V196H85ZM110 197V196H109ZM209 197V196H208ZM41 198V197H40ZM42 199V198H41ZM81 199V198H80ZM88 199V198H87ZM42 200H44V199H42ZM72 200V199H71ZM84 200V199H83ZM106 201L108 202L107 204H108V206H107V204H106ZM131 201V200H130ZM112 202V203H111ZM123 202V201H122ZM136 202H139V203H142V205H139V206H135V203ZM149 203V204H147V205H149L148 207L147 206H144L143 205V203ZM71 203V202H70ZM69 203V204H70ZM73 203V202H72ZM144 203V204H145ZM110 204H112V205H110ZM123 204V203H122ZM71 206H72V204H71ZM84 206V205H83ZM112 206H113V208H112ZM111 207V208H110ZM145 207L147 208V210L145 209ZM106 208H109V209H107L106 211H105V209ZM148 208H150V209H148ZM155 208V209H154ZM119 209V212L117 211ZM65 210V209H64ZM94 210H96L95 212H94ZM105 212H107V215L105 216ZM66 214V213H65ZM60 215H62V214H60ZM59 215V216H60ZM67 215V214H66ZM214 215V214H213ZM71 216H73V215H70L69 217H71ZM94 216V215H93ZM97 215H95V217L94 218H97L96 217ZM110 216V217H111ZM116 216H119L118 217V219L119 220H117V218H116ZM137 217V219H136V217ZM88 217V216H87ZM90 217V216H89ZM98 217V218H99ZM213 217V216H212ZM40 218V217H39ZM58 218V217H57ZM105 218H106V220H105ZM64 219V218H63ZM74 219V218H73ZM72 218H71V220H73ZM87 219V218H86ZM40 220V219H39ZM61 220V219H60ZM59 220V221H60ZM65 220V219H64ZM63 220V221H64ZM89 220H91V219H89ZM89 220L87 219V221L86 222H88L89 223ZM103 220H105V221H103ZM133 220V221H132ZM62 221V220H61ZM62 221V222H63ZM79 221H81V220H79ZM78 221V222H79ZM110 221V220H109ZM42 222H43V220H42ZM92 222V221H91ZM96 222V221H95ZM131 223H134V224H136V225H133V224H131ZM91 225H94L93 224V222L92 223H90ZM89 224V225H90ZM123 224V223H122ZM132 225V227L134 228H137V227H139V231L136 233V231L134 232L135 234H137L136 235V237H135V239H134V237H133V234H132V232L130 231V227H131V225ZM60 225V224H59ZM90 225V226H91ZM66 226V225H65ZM103 226V225H102ZM63 228V227H62ZM88 227H86V234H89L90 235V231H92L91 230V228L89 229H87ZM99 230V229H98ZM64 231V230H63ZM94 231V230H93ZM100 232H101V230H99ZM133 231V230H132ZM121 232H123V233H121ZM140 232V233H139ZM104 233V234H103ZM79 235V234H78ZM91 235H93V234H91ZM95 235V234H94ZM87 236V235H86ZM111 236H110V238H111ZM81 237V236H80ZM119 237H121V238H119ZM79 238V239H78ZM92 238V237H91ZM83 239V240H84ZM88 239H89V237H88ZM65 241H67V240H65ZM82 242V241H81ZM94 242V243H95ZM79 243V242H78ZM91 245H90V244ZM105 245H106V248H105ZM92 246H93V248H92ZM96 250V249H95ZM197 250V249H196ZM74 251H75V253H74ZM100 251V252H99ZM105 251V252H104ZM97 252V253H96ZM103 252V253H102ZM198 253V252H197ZM198 255H201V254H198ZM75 257V258H76ZM106 257V258H105ZM74 258V259H75ZM67 261V260H66ZM68 262V261H67ZM205 263V262H204ZM201 264V263H200Z\"/></svg>","mask_w":264,"mask_h":264}]
</instances>
